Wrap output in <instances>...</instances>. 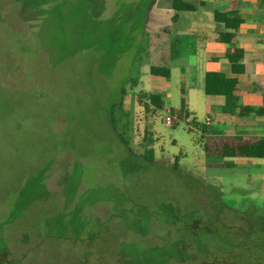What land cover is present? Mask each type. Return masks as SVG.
<instances>
[{
	"label": "rangeland",
	"instance_id": "374dc122",
	"mask_svg": "<svg viewBox=\"0 0 264 264\" xmlns=\"http://www.w3.org/2000/svg\"><path fill=\"white\" fill-rule=\"evenodd\" d=\"M170 4L0 0V264H227L181 262L179 219L223 236L241 230V212L264 215L255 190L241 199V160L204 166L188 131L205 123L202 91L190 94L195 120L170 115L188 101L174 64L157 88L164 109L137 101L156 90L149 67L168 63Z\"/></svg>",
	"mask_w": 264,
	"mask_h": 264
},
{
	"label": "crops",
	"instance_id": "0c3cea01",
	"mask_svg": "<svg viewBox=\"0 0 264 264\" xmlns=\"http://www.w3.org/2000/svg\"><path fill=\"white\" fill-rule=\"evenodd\" d=\"M183 1L190 4L192 9L174 11L170 4V17L174 28L167 32L158 54L164 55L167 59L168 63L160 67L169 69V78L172 75L170 63L178 69L180 81L185 75L184 86L188 90L186 110L190 115L188 119L195 120L194 107L189 101L190 94L202 91L207 113L205 123L201 125H206L211 135L264 139V0ZM157 8L156 6L155 9ZM215 10L222 12L234 10L241 19V25L234 31V46L240 48L243 55L242 70L239 75L230 72L229 64L225 59V53L230 49V45L217 41L215 33L217 26L213 19ZM171 36L178 39L174 57H171L168 50ZM207 71L220 72L227 77L237 78L241 83V97L235 102V108H223L225 104L223 97L204 94V76ZM151 78L156 81L153 82L156 90L149 92L160 95L163 100L165 93L159 92L157 88L162 86L160 80L169 78ZM239 108H241V117L237 114ZM192 129L196 128L191 126L188 131ZM198 145L201 147L200 143ZM236 160H241V199L246 200L249 197L253 199V203H256V199L264 197V159L246 157L225 159L226 162L235 165L231 169L237 168ZM246 186H249L251 191L255 190V193L244 197L248 194Z\"/></svg>",
	"mask_w": 264,
	"mask_h": 264
},
{
	"label": "trees",
	"instance_id": "16d2710c",
	"mask_svg": "<svg viewBox=\"0 0 264 264\" xmlns=\"http://www.w3.org/2000/svg\"><path fill=\"white\" fill-rule=\"evenodd\" d=\"M171 8L174 11H190L192 9L191 5L183 0H171ZM213 19L217 26L215 29L217 41L230 45V49L225 53L230 72L239 75L242 70L243 55L241 49L234 46V31L241 25V19L234 10L229 12L215 10ZM177 47L178 39L171 36L168 45L171 57L176 55ZM149 73L152 77L164 79L170 76L169 69L160 66H150ZM204 94L211 97H223L225 100L223 108H235V102L241 97V83L237 78L227 77L217 71H207L204 76ZM141 98L144 101H141ZM141 98L138 96L137 101L146 110H149V106L155 110H163L165 107L162 98L156 93L148 92ZM169 111L176 118L183 115L188 119L190 116L188 112L181 114L173 109H169ZM237 114L241 117V108ZM192 124L200 133L199 143L203 155L207 159L204 163L206 168L231 169L235 166L233 163L226 162L225 159L241 157L264 159V139L252 140L241 139V136L211 135L206 125H199L194 121ZM143 139L146 141V137ZM141 148L144 149L142 151L144 157L153 156L151 149H145L143 145ZM176 163L177 160L175 159L174 166ZM254 210H251L250 215L241 212V230L234 235L230 233L223 236L217 234L218 231L215 232L217 229L211 227L210 224L200 223L193 214L186 219H179L180 228L178 232H175L177 239H173L172 242L181 262L195 258V256L203 258L213 256L219 261L226 260L227 264H264V215H256ZM225 212L233 213L230 210H225ZM234 223L230 221L229 224H237ZM27 232L30 230L21 233V237L25 241L22 243L15 241L22 246V249L23 242L25 243L28 239ZM239 254H241V262L238 261Z\"/></svg>",
	"mask_w": 264,
	"mask_h": 264
},
{
	"label": "built area",
	"instance_id": "2783aa9c",
	"mask_svg": "<svg viewBox=\"0 0 264 264\" xmlns=\"http://www.w3.org/2000/svg\"><path fill=\"white\" fill-rule=\"evenodd\" d=\"M166 124L171 125L173 123L174 118L172 116H167L166 118Z\"/></svg>",
	"mask_w": 264,
	"mask_h": 264
}]
</instances>
